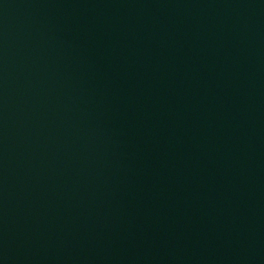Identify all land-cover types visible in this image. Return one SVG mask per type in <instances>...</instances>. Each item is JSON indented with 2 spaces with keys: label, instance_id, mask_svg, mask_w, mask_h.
<instances>
[{
  "label": "water",
  "instance_id": "obj_1",
  "mask_svg": "<svg viewBox=\"0 0 264 264\" xmlns=\"http://www.w3.org/2000/svg\"><path fill=\"white\" fill-rule=\"evenodd\" d=\"M0 264H264V0H0Z\"/></svg>",
  "mask_w": 264,
  "mask_h": 264
}]
</instances>
